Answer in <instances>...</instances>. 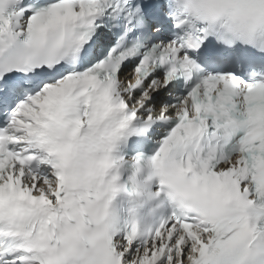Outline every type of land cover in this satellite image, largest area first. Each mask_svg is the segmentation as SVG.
Wrapping results in <instances>:
<instances>
[{
	"label": "snow or ice",
	"instance_id": "obj_1",
	"mask_svg": "<svg viewBox=\"0 0 264 264\" xmlns=\"http://www.w3.org/2000/svg\"><path fill=\"white\" fill-rule=\"evenodd\" d=\"M0 0V264H264V0ZM203 21V22H201Z\"/></svg>",
	"mask_w": 264,
	"mask_h": 264
},
{
	"label": "clouds",
	"instance_id": "obj_2",
	"mask_svg": "<svg viewBox=\"0 0 264 264\" xmlns=\"http://www.w3.org/2000/svg\"><path fill=\"white\" fill-rule=\"evenodd\" d=\"M199 3V11L205 16L210 9L217 6L216 0H199ZM232 12V8H228L224 14L216 17L217 30L238 43L250 44L253 36L260 35L264 29V18Z\"/></svg>",
	"mask_w": 264,
	"mask_h": 264
}]
</instances>
